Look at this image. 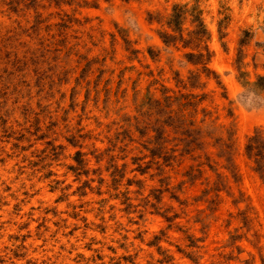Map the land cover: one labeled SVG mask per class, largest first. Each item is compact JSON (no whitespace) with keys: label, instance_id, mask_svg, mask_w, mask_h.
Returning a JSON list of instances; mask_svg holds the SVG:
<instances>
[{"label":"rangeland","instance_id":"374dc122","mask_svg":"<svg viewBox=\"0 0 264 264\" xmlns=\"http://www.w3.org/2000/svg\"><path fill=\"white\" fill-rule=\"evenodd\" d=\"M264 0H0V264H264Z\"/></svg>","mask_w":264,"mask_h":264},{"label":"trees","instance_id":"16d2710c","mask_svg":"<svg viewBox=\"0 0 264 264\" xmlns=\"http://www.w3.org/2000/svg\"><path fill=\"white\" fill-rule=\"evenodd\" d=\"M264 81V78L260 79V82ZM262 87L263 83L260 84ZM249 153L251 155H255L257 157V163L260 170L264 171V146L262 145V141L259 137H253L251 139V143L248 146Z\"/></svg>","mask_w":264,"mask_h":264}]
</instances>
